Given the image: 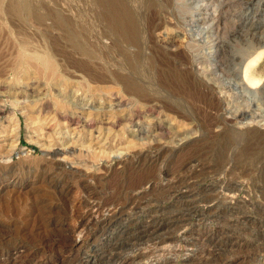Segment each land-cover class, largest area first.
I'll use <instances>...</instances> for the list:
<instances>
[{
  "label": "rangeland",
  "instance_id": "374dc122",
  "mask_svg": "<svg viewBox=\"0 0 264 264\" xmlns=\"http://www.w3.org/2000/svg\"><path fill=\"white\" fill-rule=\"evenodd\" d=\"M14 1L0 0V264L94 256L124 225L121 250H149L137 264H264V0ZM21 46L55 72L22 67ZM245 53L255 89L233 70ZM145 180L138 218L125 198L108 231L86 222L85 192Z\"/></svg>",
  "mask_w": 264,
  "mask_h": 264
},
{
  "label": "bare ground",
  "instance_id": "6f19581e",
  "mask_svg": "<svg viewBox=\"0 0 264 264\" xmlns=\"http://www.w3.org/2000/svg\"><path fill=\"white\" fill-rule=\"evenodd\" d=\"M130 2V1H129ZM250 2V1H249ZM129 4V3H127ZM251 4V3H250ZM169 5V4H168ZM11 6L16 7V8H21V9H16L15 11L17 13L19 12H25V8H27L28 3L26 0H20L19 2L14 1L13 3H11ZM110 6L111 3H110ZM114 6V5H113ZM128 6V5H127ZM123 8V7H121ZM130 9V8H129ZM253 9V8H251ZM262 9V8H261ZM259 10V9H258ZM205 12V11H204ZM264 17V16H263ZM108 20L109 22L116 27H121V30L124 34V36H126L128 38V36L130 38H134L135 35L134 33L136 32V26H135V22L131 16V14L128 13V10L124 9V11L122 12L121 9L120 10H116L114 9L112 12L109 11L108 14ZM245 19V18H244ZM246 20V19H245ZM264 20V18L262 19ZM251 21V20H250ZM250 25V24H249ZM260 25V23L255 22L252 23V29L257 30ZM117 30V29H116ZM260 30V29H259ZM258 30V31H259ZM244 32V31H243ZM248 35V33H247ZM111 36V35H110ZM249 36V35H248ZM252 36V35H251ZM258 38V37H257ZM135 39V38H134ZM259 41V40H258ZM232 48V47H231ZM259 50V49H258ZM233 51H231V53L229 54V58L227 59L228 61H234V56L232 55ZM84 53L86 54V56H91V54H89L87 51H84ZM225 54V53H224ZM17 57L20 60V63L22 65V67L24 68H35V69H39L42 68L43 70H47L49 72H55V65L53 63L52 57L51 55H38L35 53H28L26 48L24 46H21L18 53H17ZM249 57L250 55L248 54H244L243 57L241 58V63L239 67H235L233 66V70L235 71V77L238 80V82L243 86H247L249 87V89H255L256 87H252V83L256 81L255 78H251V74H250V70H249V66H248V62H249ZM226 60V62H228ZM243 86V87H244ZM264 86V84L262 85ZM260 88H263V87ZM129 87V86H128ZM134 87V85L132 86ZM210 89V88H209ZM133 93L132 94H138L137 91H139L138 88L134 87ZM141 91V90H140ZM262 93V91H260ZM83 108V107H82ZM1 112V111H0ZM239 116V115H238ZM42 118V117H41ZM241 118V117H240ZM245 119V118H244ZM248 119V117H247ZM39 122V121H38ZM34 123V122H33ZM239 125V124H238ZM242 125V124H241ZM248 126L249 124L247 122L243 123V126ZM251 126V125H250ZM59 154V153H57ZM62 155V153H60ZM59 154V155H60ZM50 155H53V157L56 155V153H51ZM60 155L61 158L55 159L53 160V165H54V169H60L61 166H63L64 168H66L67 164H63V162L65 163V159L64 157H62ZM52 157V156H51ZM56 158V157H55ZM150 158V157H149ZM193 163V162H192ZM77 170V169H76ZM80 172V170H78ZM69 172V171H68ZM84 173V172H83ZM72 176H74L73 174H71ZM164 177V176H163ZM52 180V179H51ZM55 183V182H54ZM151 182L150 181H140L137 182V184H131V185H124V186H116L114 188V194L110 200L106 199V200H102V198H97V194H92L90 191L87 194L85 192V198L83 201V205L85 208V217H86V222H89L91 220H93L94 222H96V224H101L102 225V229L105 228L107 231L110 228V224H112L113 222H117L119 219V215L122 214L123 212V207L122 206L125 202H123V200L126 198L127 201H129V205L130 207V211H131V217L132 218H138V215L140 213V211H142V207H141V203H137L136 200V196H137V192L139 189L144 188L145 186H149ZM89 184V183H88ZM90 186V185H89ZM179 190V189H178ZM177 192V191H176ZM175 192V193H176ZM98 193V192H97ZM178 193V192H177ZM170 194V193H169ZM173 195V194H171ZM210 198V197H209ZM206 199V198H205ZM200 201V200H199ZM215 201V200H214ZM157 202V201H156ZM201 202V201H200ZM231 202V201H230ZM126 204V203H125ZM211 204V199H207L203 201V206L200 207L201 210H205L209 208V205ZM244 204V203H243ZM233 205V204H232ZM193 206V205H192ZM213 207V206H212ZM230 206H228L229 208ZM227 208V209H228ZM233 209V208H232ZM149 210V209H148ZM190 210V209H189ZM188 210V211H189ZM192 210V208H191ZM197 210V209H196ZM187 211V212H188ZM128 212V211H127ZM198 213V212H196ZM212 213V212H211ZM181 215V214H180ZM193 215V214H192ZM182 216V215H181ZM217 216V215H216ZM186 216H182L179 218H184ZM190 217V216H189ZM192 217V216H191ZM156 219V218H155ZM134 220V219H133ZM204 220V219H202ZM122 221V220H121ZM136 221V220H135ZM192 221V220H191ZM207 221V220H206ZM120 222V221H119ZM118 222V223H119ZM123 222V221H122ZM121 222V223H122ZM155 222V221H154ZM153 222V223H154ZM120 223V224H121ZM124 223H125V219H124ZM152 223V224H153ZM114 224V223H113ZM148 225H150L149 223H147ZM86 225V224H85ZM85 225L82 226L81 230H83L85 228ZM117 225V224H115ZM165 225V224H164ZM120 226V225H119ZM126 225L122 226L119 228V231L113 235L115 233V231H109L110 233L108 235H106V233H104L105 235V250L99 254H96L94 250L93 254L95 253L94 256L89 255V249L87 246H83L82 248L84 249V247L86 248V250L82 251V252H78V254H74L71 255V257H69L67 260V264H108V262L111 261L112 263L110 264H137L140 259H142L144 256L147 257V252L149 253V250H144L145 252H143L142 249L137 248L136 246L138 244H136L139 239L138 238H134L132 241V243L127 247L129 251H127V248H123L125 246H123L122 250H121V246L123 244H125L122 240V237L124 238V236H121L124 231L123 229L126 228ZM199 226V225H198ZM229 226V225H228ZM28 227V226H27ZM27 227H21L20 229H18L19 233H24L27 230ZM114 227V226H113ZM157 227V226H156ZM115 228V227H114ZM242 228V227H241ZM40 229V228H38ZM37 229V230H38ZM80 231H76L77 232V238L78 240L81 239V237L79 236ZM105 230V231H106ZM165 231V230H164ZM40 232V231H39ZM132 232V231H131ZM155 232V231H154ZM150 233V232H149ZM25 234V233H24ZM39 243H40V233H36L34 234ZM252 235V234H251ZM115 236V237H114ZM69 237H67L68 239ZM8 239V238H7ZM128 239V238H127ZM3 240H6L3 239ZM58 240V239H56ZM62 240V241H61ZM58 240L57 242H63V239ZM131 240V239H130ZM129 240V242H130ZM54 241V240H53ZM82 241V240H81ZM79 243H82V242ZM141 241V240H140ZM54 242V243H57ZM70 242V241H69ZM78 241H76L77 243ZM104 242V241H103ZM58 244V243H57ZM63 244V243H62ZM103 243V245H105ZM75 245V244H74ZM80 245V244H79ZM84 245V244H83ZM128 245V244H127ZM78 246V245H77ZM81 246V245H80ZM75 247V246H74ZM167 247V246H166ZM102 248V247H101ZM148 248V247H147ZM153 248V247H152ZM146 249V248H145ZM4 251V250H3ZM6 251V249H5ZM11 251V250H10ZM152 252V251H151ZM165 252V251H164ZM11 254V253H10ZM17 255V254H16ZM10 256V255H9ZM73 256V257H72ZM13 257V256H12ZM10 258V257H8ZM218 260V259H217ZM228 261V260H227ZM64 262V260H63ZM20 263V262H19ZM5 264V263H4Z\"/></svg>",
  "mask_w": 264,
  "mask_h": 264
}]
</instances>
